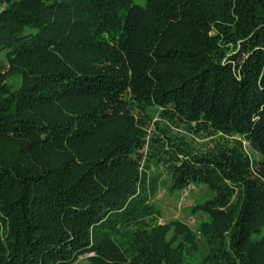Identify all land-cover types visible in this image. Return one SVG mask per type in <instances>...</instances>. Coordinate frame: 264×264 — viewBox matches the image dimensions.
Returning a JSON list of instances; mask_svg holds the SVG:
<instances>
[{
    "label": "trees",
    "instance_id": "16d2710c",
    "mask_svg": "<svg viewBox=\"0 0 264 264\" xmlns=\"http://www.w3.org/2000/svg\"><path fill=\"white\" fill-rule=\"evenodd\" d=\"M0 56V264H264V0H0Z\"/></svg>",
    "mask_w": 264,
    "mask_h": 264
},
{
    "label": "rangeland",
    "instance_id": "374dc122",
    "mask_svg": "<svg viewBox=\"0 0 264 264\" xmlns=\"http://www.w3.org/2000/svg\"><path fill=\"white\" fill-rule=\"evenodd\" d=\"M134 3L142 5L145 0H133ZM0 61L5 62L0 56ZM151 114L153 115V121L159 120L158 109H152ZM153 128V125L151 126ZM174 132L186 135L192 141V146L198 148L200 144L204 142L207 144L208 141L204 142L198 138V136H193L186 133L181 127L174 128ZM243 146L246 151H248L253 157L257 158L258 155L256 152L251 150L246 142H243ZM151 172L159 174V178L156 181L153 194L150 195V203L160 211L159 222L169 223L173 220H179L187 224L193 231H197V225L206 220L207 216L201 212H193L192 208L194 205L205 201L206 199L212 196V192L208 189L207 186L203 184H192L187 188L182 189L181 191H170L165 183L168 179L165 165L163 163L158 164L157 166L151 167ZM264 235V232H263ZM201 253L206 252V247L204 241H200ZM76 264H89L87 256L80 257Z\"/></svg>",
    "mask_w": 264,
    "mask_h": 264
}]
</instances>
